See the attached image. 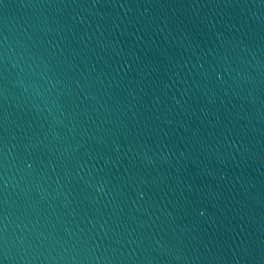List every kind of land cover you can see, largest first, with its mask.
<instances>
[{"label":"water","instance_id":"obj_1","mask_svg":"<svg viewBox=\"0 0 264 264\" xmlns=\"http://www.w3.org/2000/svg\"><path fill=\"white\" fill-rule=\"evenodd\" d=\"M0 264H264V0H0Z\"/></svg>","mask_w":264,"mask_h":264}]
</instances>
